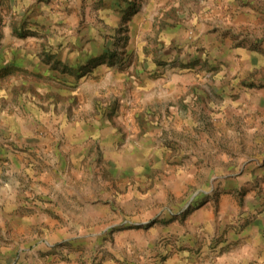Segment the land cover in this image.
<instances>
[{
	"label": "rangeland",
	"instance_id": "rangeland-1",
	"mask_svg": "<svg viewBox=\"0 0 264 264\" xmlns=\"http://www.w3.org/2000/svg\"><path fill=\"white\" fill-rule=\"evenodd\" d=\"M0 264H264V0H0Z\"/></svg>",
	"mask_w": 264,
	"mask_h": 264
}]
</instances>
